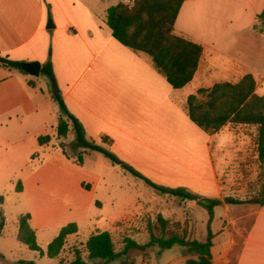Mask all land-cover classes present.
Returning a JSON list of instances; mask_svg holds the SVG:
<instances>
[{"label": "crops", "instance_id": "0c3cea01", "mask_svg": "<svg viewBox=\"0 0 264 264\" xmlns=\"http://www.w3.org/2000/svg\"><path fill=\"white\" fill-rule=\"evenodd\" d=\"M263 8L264 0H183L174 29L200 44L202 53L192 79L173 88L146 55L111 35L105 14L92 8L88 0H0V55L15 61H38L41 67L49 57L55 78L51 84L42 72L32 76L0 62V182L15 181L11 189L16 196H1L0 208L13 200L15 211L8 218L2 209L0 264H20L21 260L42 264L44 247L70 222L77 231L67 235L57 256L49 257L56 264L69 262L73 250L67 248L76 244L83 248L88 236L97 231H109L114 241V235L128 229L121 234L122 246L127 234L145 230V223L135 222L134 217L123 223L125 227L116 223L114 234L109 226H99L102 215L97 212L103 202L98 191L107 194L112 180L104 169L115 170L120 165H109L110 159L95 150L66 152L56 140V125L66 115L53 96V85L86 138L154 183L184 187L205 197L240 199L226 191L221 177L226 178L229 189L233 174L234 180L246 178L234 166L231 170L230 161L221 175L210 143L226 132L219 149L227 146L239 153L234 159L237 168L257 162L256 144L250 147L232 139L229 125L212 135L205 133L188 118L185 101L198 88L224 81L236 83L248 73L255 80V93L264 94V18L258 17ZM42 135H49L50 141L39 144ZM78 154L81 163L76 161ZM161 156L169 160L162 161ZM90 158L96 159L95 168L88 167ZM151 188H145L149 193L144 195L154 200L162 196ZM222 205V225L213 229L214 210L207 221L213 234L212 264H264V204L251 200L218 206ZM230 207L236 211H228ZM154 211L164 216L161 208ZM24 213H29V227L37 245L43 247L42 255L32 250L39 259L21 254L26 255L28 247L17 236V218ZM82 229L85 234L80 238ZM147 240L148 234L144 240L134 241L144 244ZM184 250L179 245L162 251L155 246L144 251L131 248L106 264H191L194 257Z\"/></svg>", "mask_w": 264, "mask_h": 264}, {"label": "trees", "instance_id": "16d2710c", "mask_svg": "<svg viewBox=\"0 0 264 264\" xmlns=\"http://www.w3.org/2000/svg\"><path fill=\"white\" fill-rule=\"evenodd\" d=\"M183 0H119L106 9L105 23L111 35L122 45L136 53L146 55L154 69L162 75L173 88H181L193 77L202 53V46L189 36L178 33L174 29L175 19ZM264 18V8L258 15ZM50 18V17H49ZM0 62L20 71L23 61L10 60L0 55ZM25 72V71H23ZM41 72L46 74L50 83L55 84V78L50 59L42 65ZM59 103L60 110L66 119L60 118L56 125V138H65L70 129L75 132L73 147L95 150L102 153L114 164L120 165L132 175L142 179L147 185L161 194H169L180 200H194L204 207L209 218L213 215L215 206L225 203L236 204L251 202L233 197L223 199L198 195L184 187H168L154 183L129 164L120 160L114 153L93 140L85 137L83 128L78 120L66 109L59 93L53 94ZM185 109L188 118L205 133L212 135L225 125H252L256 128V152L260 180V195L258 204H264V94L255 93V80L251 74H245L236 82H218L208 88H198L195 93L186 97ZM50 141L49 135L38 137L39 144ZM64 154L65 151L62 148ZM67 155V154H66ZM76 161L81 163L82 157L76 155ZM16 191L20 190L16 183ZM2 197L0 196V202ZM29 213L20 214L17 218L18 238L26 246L43 254L37 245L34 231L29 227ZM5 217L0 208V234L4 226ZM185 222L171 220L157 213L153 218L145 220V230L148 240L139 244L130 237H124L120 249L115 248L109 231H97L86 239L83 248H73V258L64 264H106L121 255L128 249L136 248L144 251L155 246L159 251L179 245L195 257L191 264H212L210 248L213 234L207 224V237L204 241L187 237ZM77 231L74 222L62 226L58 234L47 244L45 254L48 257L57 256L67 235ZM83 252L86 256L83 257ZM20 264H36L31 260H21Z\"/></svg>", "mask_w": 264, "mask_h": 264}, {"label": "rangeland", "instance_id": "374dc122", "mask_svg": "<svg viewBox=\"0 0 264 264\" xmlns=\"http://www.w3.org/2000/svg\"><path fill=\"white\" fill-rule=\"evenodd\" d=\"M119 0H88L90 6L94 8L97 12H100V14L103 16L105 14V8L114 5ZM42 77V76H41ZM34 79V78H33ZM57 102V101H56ZM58 106L59 103L57 102ZM194 127L198 129L195 125ZM230 129H233L232 139L235 138L237 141H244L246 143H249V146L252 147L255 143L256 138V128L252 125H229ZM202 133V132H200ZM194 134L195 130H194ZM226 132L221 134L220 136H217V138L210 143L211 147V154L212 158L214 159L217 168L219 169L218 172L222 175L224 173V168H226V164L228 166L229 161L231 162V170L234 166L233 170H238L244 175V178H246V181H242L241 179H235V175L233 174L231 176L232 182H230V189L228 182H226V178L222 180L223 187L227 190H230L229 194L234 195L240 199L244 200H253L258 201L259 195H260V180L257 177L258 172V163L253 161V165H251L249 168H242L238 167V162L234 159H238L237 157L240 156L239 153H235L233 149L228 148L227 146L223 148V150L220 151L219 149V142L222 141V137H226ZM195 136V135H194ZM73 139H75V132L73 129H70L67 136L65 138L57 139V141H60L61 144H63V147H65V150L68 154H74L78 148L73 147ZM233 142V140H231ZM57 145V144H56ZM248 146V148H250ZM223 156H225V160H222ZM107 158V157H106ZM162 161L169 160L167 158H164L161 156ZM234 160V161H233ZM88 167L95 168L96 165V159L90 158L88 160ZM235 162V163H233ZM111 161H108L109 165L111 164ZM116 167V166H115ZM149 167V166H148ZM151 170L157 168V167H149ZM159 168V167H158ZM104 174L112 177L111 185L108 189L107 194H105L104 190L101 191L99 189L98 194L100 195V200L103 202V208L100 211H96L98 215H102L101 220L99 221V226H109L108 229L111 230L113 234L115 233V225L116 223H119V228L125 227V223L130 217L136 218L135 222H142L145 223L146 218L151 217L153 218L155 216V209L161 208L164 212V216L166 218H169L171 220H178L180 222H185V231L187 234V237L191 239H197L200 241H204L207 237V221L209 219V214L207 210L197 204L194 200L184 199L183 201L180 200V198L173 196V195H163L157 200L152 199L151 196L144 195L147 192V188L149 185L144 184L141 180L135 178L130 172L123 169L121 166H117V169L115 170H108L104 169ZM110 179V178H109ZM133 179H136L138 184H135V181ZM234 180V181H233ZM14 182V183H13ZM12 184H15V181H11V179H6L0 182V196H2L4 199L7 197H12V199L15 196V191L12 188ZM146 189H145V188ZM152 189V188H151ZM257 203V202H256ZM233 207V206H231ZM228 209L230 212H234L236 210ZM152 210V212H140L139 209H146ZM2 209L5 210V213L7 214V217L10 218L11 214L15 211L13 200L6 201L4 203V206H2ZM215 219H214V225L213 229L216 230L222 223L225 221L224 215V208L222 206H215ZM95 212V213H96ZM8 227L10 229L11 223L8 222ZM124 231L128 232V229L123 230L122 232H118V234L114 235V244L115 248H120L121 243V234L124 235ZM85 234V230H81V236L82 238ZM129 237H131L134 240H144L147 233L145 230H140L138 232H134L132 234H127ZM52 240V239H51ZM220 241V240H219ZM78 246L77 244L73 247H68L67 250H73L74 247ZM41 247V246H40ZM178 247V246H175ZM43 249V247H41ZM46 248V247H44ZM185 249V248H184ZM27 253L24 255L23 252H21L22 256H32L39 259L41 257L37 252L32 251L27 248ZM186 254H189L193 257H195L193 254L188 253L186 249L184 250ZM48 263H57L56 259L50 260L49 257L44 254L43 259L40 261L42 264Z\"/></svg>", "mask_w": 264, "mask_h": 264}, {"label": "water", "instance_id": "95a60500", "mask_svg": "<svg viewBox=\"0 0 264 264\" xmlns=\"http://www.w3.org/2000/svg\"><path fill=\"white\" fill-rule=\"evenodd\" d=\"M48 27H52L51 22L48 23ZM21 68L23 71H25L26 73L32 76H38L39 73L41 72V66L38 61L22 62ZM52 91L53 93L58 92V88L56 87V85H53Z\"/></svg>", "mask_w": 264, "mask_h": 264}]
</instances>
